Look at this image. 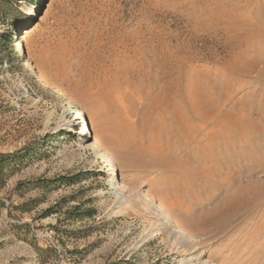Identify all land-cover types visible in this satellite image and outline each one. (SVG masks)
<instances>
[{
    "label": "rangeland",
    "instance_id": "rangeland-1",
    "mask_svg": "<svg viewBox=\"0 0 264 264\" xmlns=\"http://www.w3.org/2000/svg\"><path fill=\"white\" fill-rule=\"evenodd\" d=\"M37 1L18 4L31 19L22 29L34 26L26 39L19 31L13 43H0V154H19L0 173V264H264V185L217 224L212 211L236 183L228 190L204 179L193 184L189 172L152 164L173 150L181 159L197 156L208 141L179 137L175 128L158 132L154 120L141 123L146 109L154 108L148 115L155 119V96L170 83L185 99L211 79L222 108L245 115L250 95L256 118L263 67L247 76L237 70L229 95L221 78L239 51L233 43H246L248 31H258L252 21L264 19V0ZM241 18L243 30H230L228 23ZM7 32L0 25V34ZM26 61L36 74L23 68ZM98 93L106 101L99 102ZM76 110L87 120L86 135L79 134L87 126ZM212 129L214 123L204 134ZM124 134L135 145L124 143ZM102 152L115 162L120 184H113ZM132 152H142L149 164L128 167L123 161L130 162ZM259 161L264 164V154ZM252 176L242 182H264L262 170ZM61 177L79 180L46 184ZM149 196L180 227L153 214Z\"/></svg>",
    "mask_w": 264,
    "mask_h": 264
},
{
    "label": "bare ground",
    "instance_id": "bare-ground-1",
    "mask_svg": "<svg viewBox=\"0 0 264 264\" xmlns=\"http://www.w3.org/2000/svg\"><path fill=\"white\" fill-rule=\"evenodd\" d=\"M234 19H231L232 21L230 22L233 23ZM259 19L261 18L259 17ZM255 22L252 21V25H256V30L258 31H248V35L246 38L247 40L245 39L246 43L243 40L233 43L239 51L237 55L234 58L230 59L226 64L227 71L224 72V77L221 78V81L227 87L228 91L226 92V94L229 95L231 92H233V84L238 83V80H236L234 77V74L237 72V70H239V72H241V74H243L244 76H247L252 75L253 72L260 66L263 67L259 72V78L263 80V83L261 84L262 87L260 88L263 102L260 104L261 109L257 111L256 118L252 117V113L255 112L257 108H255L254 106H249L247 104L250 100V95H248L245 100V115H239L237 114V112H231L224 109V107L222 108L218 103V99L222 97L219 91L220 89H214L213 85L211 86L212 83L215 84L216 82H212L213 79H211V81H208L206 85L193 86L192 90H190L189 93L186 94L188 97H186L187 99H184V97L181 96L183 95L182 91L176 88V86L174 88L170 83V85H168L169 87L162 89V91L157 96H155L154 106L156 110H159V113L156 115L155 119L148 115V112L151 109L150 108L146 109L144 118L141 120V123H148L149 121L154 120V124H157L158 132H165V130L172 131L175 128L179 130V137L181 136L194 138L198 135H202L205 138L206 142L208 141L204 145V147L201 146V149H199L205 152H200L199 154H197V156H189L186 159H181L176 154V150H173L172 153L164 152L160 154L159 158L156 159V162L152 164L158 167L161 166L162 168L168 170L170 173L189 172L188 175L190 174L189 176H192H185L188 177H186L187 181L189 179V182L193 184L204 179L202 181L207 180L211 183L215 181L214 186L217 189L226 188L228 190L227 186L228 184H231V181L236 183L238 185V188L232 191L228 197L223 198L221 200V203L218 204L219 206H217L214 211H212V215H215L217 217V224H220L222 221L227 220L228 218L232 217V215L236 211H239L240 209L246 207L249 202V200L247 201L248 193L256 187L259 188L260 186L264 185V182H257L255 180L250 181L248 184H244L242 182V176H246L249 178L250 176L253 177L252 175H254L258 170H262L264 172V164L260 163L259 161V157L264 154V19L258 23ZM229 24L230 23H228V26L232 27L229 28L230 30L240 31L243 30L246 22L244 23V19L241 18L237 19L233 23V25ZM33 29L34 26L32 25H30L29 28L23 29L20 32L22 40L26 39V36H28ZM255 35L256 37H261V40H259V42L253 40V37ZM20 39L21 38H19L18 41ZM252 53H255L256 55L252 57ZM23 68L25 70L31 69L30 75L36 74L33 67L28 61H26L25 65L23 64ZM201 78L200 75H198L193 78V80L198 81ZM39 80L42 81L44 87H50L53 90L57 91L61 96L64 95L62 90L54 87L53 85H50L49 82H47L44 78L40 77ZM216 80L218 82V79ZM118 87L120 89L124 88V86L119 85ZM118 87L115 89L118 90ZM151 93L153 94V92ZM152 94L148 93L146 97H151ZM96 97L97 100L101 102L103 100L106 101L107 96L104 93H98ZM230 97L231 96L227 97L226 101L229 102ZM187 100L190 101V104H188ZM109 103L110 107L114 106L111 101ZM237 108H241V104H237ZM151 110H154V108H152ZM76 114L77 118L83 119L84 126H87V120L85 119V116L81 112V110H76ZM194 119L199 120L200 123L194 124ZM73 120L77 119L75 118ZM212 123H214L216 131H213L212 129L205 135L204 130L212 125ZM100 126H103V122L100 123ZM256 130L258 133L256 132ZM88 133L89 126H87L86 129L83 132L81 131L79 134L83 136ZM136 133L132 129L131 134L136 135ZM123 138H125L123 140L124 143L126 142L127 144H129V146L133 145L134 141L129 134H124ZM260 140L263 142L260 145H257V147L249 145L250 142L255 143ZM95 143L101 145L97 137H95ZM234 143L238 144L237 148L232 146V144ZM162 151L163 150H160V152ZM135 153L136 154H134L133 152L130 154L127 153L128 155H131V160H129L130 162H123L127 163L128 167L132 165V167L134 166L137 168H141L149 164L146 162V159L142 160L143 157L140 158L143 154L142 152ZM123 155H119L118 157L120 159H123ZM100 157L105 163V166L108 167L110 178L113 184H120V179L118 178L115 162L103 152L101 153ZM195 162H198V166L192 165ZM190 171H193V174H191ZM223 174H225V179L218 182L219 177H221V175ZM146 201L153 211V214H156L157 216L161 215L163 220L175 222L176 228L180 227L179 222L173 221L167 213L156 206L152 197H147ZM185 235L189 237V234Z\"/></svg>",
    "mask_w": 264,
    "mask_h": 264
},
{
    "label": "trees",
    "instance_id": "trees-1",
    "mask_svg": "<svg viewBox=\"0 0 264 264\" xmlns=\"http://www.w3.org/2000/svg\"><path fill=\"white\" fill-rule=\"evenodd\" d=\"M26 2L29 4H36L37 0H0V25L7 27L8 32L0 34V43L3 45H9L14 42V39L18 35V32H21V29L28 24L31 19L20 13L17 8L18 4ZM29 28V27H26ZM25 29V28H24ZM23 30V29H22ZM19 154L14 155H1L0 154V173H3L8 164L14 161V158H17ZM79 180V177L66 178L61 177L58 179H53L47 185H65L69 186L70 184H75Z\"/></svg>",
    "mask_w": 264,
    "mask_h": 264
}]
</instances>
